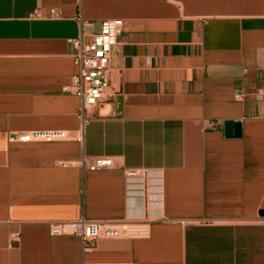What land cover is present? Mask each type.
I'll return each instance as SVG.
<instances>
[{"label": "crops", "instance_id": "0c3cea01", "mask_svg": "<svg viewBox=\"0 0 264 264\" xmlns=\"http://www.w3.org/2000/svg\"><path fill=\"white\" fill-rule=\"evenodd\" d=\"M109 19L108 98L82 124L69 40ZM261 89L264 0H0V264H264ZM44 131L67 139L17 140ZM81 157L112 165L59 166ZM125 169L160 174L157 202ZM80 217L145 236L85 250L45 225Z\"/></svg>", "mask_w": 264, "mask_h": 264}, {"label": "built area", "instance_id": "2783aa9c", "mask_svg": "<svg viewBox=\"0 0 264 264\" xmlns=\"http://www.w3.org/2000/svg\"><path fill=\"white\" fill-rule=\"evenodd\" d=\"M51 14L53 17L59 16L54 11ZM122 34L123 21L109 19L101 22L97 33L81 34L79 37L69 40L76 72L71 77L68 92L76 96L81 102L78 118L82 124L87 122L89 111L99 107L108 98L113 71V57L121 43ZM240 97V94L235 95L237 99ZM255 98L264 100V89L258 90L255 93ZM66 139L67 135L64 131L22 132L17 138L20 142H53ZM111 165L112 160L110 158L89 160L86 157H81L72 163L59 162L61 168L76 166L91 172L108 168ZM153 179H157L156 182L159 186L153 185ZM160 182L161 177L157 172L144 169L124 170V189L127 196L132 195L142 201L157 202L156 200L160 196L158 193ZM45 225L50 236H74L82 242L85 250L94 248L95 243L101 239L116 240L145 236V232L132 223L117 224L93 221L84 217L74 221L46 222ZM10 240L12 244H17L19 236L12 235Z\"/></svg>", "mask_w": 264, "mask_h": 264}]
</instances>
